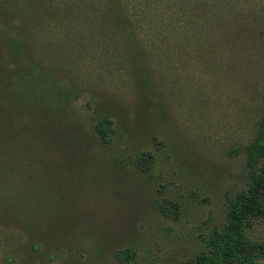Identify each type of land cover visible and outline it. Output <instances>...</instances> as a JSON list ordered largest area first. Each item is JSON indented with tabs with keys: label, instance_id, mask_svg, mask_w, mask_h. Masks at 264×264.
Here are the masks:
<instances>
[{
	"label": "rangeland",
	"instance_id": "obj_1",
	"mask_svg": "<svg viewBox=\"0 0 264 264\" xmlns=\"http://www.w3.org/2000/svg\"><path fill=\"white\" fill-rule=\"evenodd\" d=\"M0 33V264H195L250 183L264 0H0Z\"/></svg>",
	"mask_w": 264,
	"mask_h": 264
},
{
	"label": "trees",
	"instance_id": "obj_2",
	"mask_svg": "<svg viewBox=\"0 0 264 264\" xmlns=\"http://www.w3.org/2000/svg\"><path fill=\"white\" fill-rule=\"evenodd\" d=\"M2 35V33H0ZM2 80L0 72V81ZM22 92L16 93L20 100H26L30 91L25 84H20ZM10 89L8 84H0V171L8 161L5 151L15 141L8 128V113L6 106L1 104L2 96ZM13 94V93H11ZM111 121L104 118L94 126L96 135L103 143H109V129ZM246 165L250 170V183L246 191L237 193L228 199L226 223L220 229H213L206 239L207 251L195 259V264H259L264 258V244H256L249 240L246 229L253 218H264V120L257 128L254 138L244 148ZM146 153L141 154L137 166L142 172L148 170L149 165H142L141 160ZM0 180V192L4 190ZM176 207L161 206V212L166 217L174 218ZM134 253L130 250L120 251L116 260L131 261Z\"/></svg>",
	"mask_w": 264,
	"mask_h": 264
}]
</instances>
